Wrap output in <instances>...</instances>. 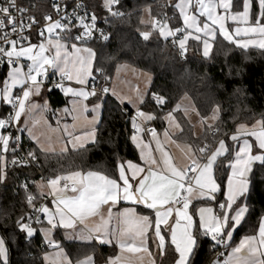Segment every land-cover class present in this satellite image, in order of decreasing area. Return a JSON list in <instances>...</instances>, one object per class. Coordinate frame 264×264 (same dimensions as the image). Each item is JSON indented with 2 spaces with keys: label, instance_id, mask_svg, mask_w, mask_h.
Listing matches in <instances>:
<instances>
[{
  "label": "crops",
  "instance_id": "1",
  "mask_svg": "<svg viewBox=\"0 0 264 264\" xmlns=\"http://www.w3.org/2000/svg\"><path fill=\"white\" fill-rule=\"evenodd\" d=\"M168 1L174 4L183 32L182 37L177 40L178 49L185 51L189 41L193 40L200 43L201 55L208 57L216 37L219 36L244 50L250 48L264 50V20L261 19L262 13L252 10L250 0L242 10L239 6H233V0ZM169 28L173 36L175 30L170 25ZM63 39H48L41 44L33 42L35 43L33 52L24 57L19 56L26 61L31 73H27L21 64H16L7 68L9 79L6 80L5 86L3 83L0 84V105L3 99L5 103L10 104L11 116L22 136L33 144V148L45 153L81 148L80 145L91 139L93 133L96 138L102 112V108L101 111L96 109L95 113L90 110L88 111L90 115L81 120L76 118L75 121L66 117L73 126L61 125L53 116L56 111H62L66 106L69 112L75 107H81L87 112L92 98L89 88L92 77L88 81L77 83L72 58L75 47L70 46L71 41ZM26 45L14 51L22 50ZM68 53L70 60L65 62L64 56ZM47 58L52 59L54 74L67 76L65 82L57 87L66 97V104L55 110H51L49 101L47 108V101L42 100L43 94L47 97L48 89L43 84L41 88V83L38 82L40 67ZM80 62L83 63L84 72L89 76L93 72V59L88 56ZM123 63H118L115 71ZM127 65L121 71L119 79L115 75L110 77L107 93L119 104L132 108L136 114L130 119L131 129L133 126L136 128L135 132L132 131L130 139L137 150L138 161L128 159L121 161L125 162L123 167H119V162L114 177L100 171L76 170L49 178L47 183L42 178L36 183L42 198L52 195L45 204L49 208L55 205L58 212L56 225H59L49 226L46 220H51V215L46 218L43 216L38 233L44 243L54 241V244L41 253L42 264H86V258L93 257L95 264H106L110 258L116 257H119L116 264H159L162 254L158 248L165 243L158 227L161 223L171 226L174 250L180 252L182 259H186L195 244L193 235L195 224L199 222L200 229L204 232L218 234L228 218L234 198L241 189H247L251 169L261 163L252 156V153L254 145L264 148L263 119L259 126L244 128L230 134L229 139L233 142L234 152L228 163L232 166L228 167L221 200L223 202L226 198L227 204L223 206V217L218 211L214 212L217 209V199L213 201L208 190L212 189L214 192L218 190L217 182L213 178L214 163L221 155H208L206 160L197 165L195 160L199 149L176 136L181 130L179 123L170 133L165 120L163 129H156L151 123L153 115L141 109L151 83L150 73ZM70 79L76 82L69 81ZM37 101L44 103L42 105L44 117L39 121L35 118L38 111L35 108ZM31 107L35 109L33 116ZM67 111L64 110V113L67 114ZM36 124L39 130H36ZM166 153L171 155L170 158ZM3 162L4 157L0 156V163ZM190 163L196 164L197 173L193 186L187 193L188 204L177 207L173 200L178 194L179 184L185 177L186 167ZM1 174L0 171V176ZM63 180L73 183L74 187L65 188L61 184ZM121 180L122 187L118 183ZM118 200L121 202L117 204ZM139 207L146 209L147 212L139 211ZM261 221H264V214L259 224ZM259 224L255 233L243 235L225 250L221 264L226 260L238 264L237 258L240 262L244 258L251 261V264H263L264 240L259 238ZM232 227L235 228V224ZM231 236L233 237L229 231V237ZM231 239H225L221 245L225 247ZM100 240L111 243H104L101 246ZM149 241H158L157 247L151 245ZM68 243L77 245L68 250ZM55 244H59V247ZM5 261L7 250L0 233V262Z\"/></svg>",
  "mask_w": 264,
  "mask_h": 264
},
{
  "label": "trees",
  "instance_id": "2",
  "mask_svg": "<svg viewBox=\"0 0 264 264\" xmlns=\"http://www.w3.org/2000/svg\"><path fill=\"white\" fill-rule=\"evenodd\" d=\"M43 9L48 0H30ZM162 0H118L114 13H108L100 0H93L91 6L104 27L106 40L87 43L94 50L93 75L99 71L110 79L116 64L124 62L151 74V83L141 109L150 112L152 125L161 130L164 115L173 110L185 95L192 100L199 116L205 118L213 107L218 108V118L211 126H206L200 136H195L193 127L180 110L174 115L181 130L176 135L195 149L203 148V155L211 150L217 141L224 139L227 151L214 163V177L221 191L217 202H221L228 163L233 155V142L229 136L239 123H252L264 120V50L257 48L241 49L221 37H216L212 52L208 57L201 55L200 43L190 40L185 51L170 43L171 37L163 39L157 28L141 21L142 10L150 7L154 18H159ZM120 11V14H118ZM180 25L177 17L171 26ZM70 42L69 38H64ZM7 67L0 68V81H3ZM91 78L90 82L94 79ZM101 79L102 76H99ZM110 81V80H109ZM1 84V83H0ZM47 97L51 110L66 104V97L59 88L47 84ZM100 99L102 112L96 132V143L86 147L59 153H45L33 148L24 138V146L39 157L37 163L26 167H5L0 176V233L7 250V261L2 264H42L41 253L44 242L38 231L25 243V234L17 230L22 216H28L35 204L42 200L36 183L42 178H54L73 171H100L116 176L117 164L124 160L138 161L137 150L132 143L130 112L127 105L119 104L108 93L96 94L90 101ZM121 106L129 110L121 113ZM10 105L2 103L0 114L7 118ZM12 156L8 154L7 159ZM250 194L246 198L249 208L241 225L235 229L233 237L224 249L236 243L243 235L256 232L264 214V163L254 166ZM27 187L22 186V181ZM32 198V201H29ZM139 211L147 212L139 207ZM43 223V221H42ZM40 223L38 228L42 225ZM22 227V225H21ZM204 231L193 227L195 243L201 237L197 253L192 257L194 264H210L217 247L216 242L203 237ZM77 243H68L71 250ZM176 253L173 246L166 245L159 264H173ZM264 264V255H263Z\"/></svg>",
  "mask_w": 264,
  "mask_h": 264
},
{
  "label": "built area",
  "instance_id": "3",
  "mask_svg": "<svg viewBox=\"0 0 264 264\" xmlns=\"http://www.w3.org/2000/svg\"><path fill=\"white\" fill-rule=\"evenodd\" d=\"M93 0H48L47 8L43 9L42 6L30 0H0V58L7 59L9 61V67L16 64H21L25 67L27 73H31L30 67L25 60L22 58H15L11 53L17 48L30 42H39L45 38H69L71 42L87 44L92 41L106 40L107 33L103 26L99 24L98 16L93 10L91 3ZM113 9L118 3V0H112ZM161 13L155 27H160L163 24H168L171 26L172 21L177 17L175 12L173 2L168 0L161 1ZM120 14V11H118ZM11 25V28H8ZM175 30L174 35L170 39V43L177 47V40L182 37L183 32L181 26L172 27ZM14 34V36H13ZM23 37V39H21ZM8 68V67H7ZM99 76H102L100 79ZM67 79L65 74L56 75L52 71V59L47 58L46 61L41 65L38 73V82L47 86L51 84L54 87H58L60 84L64 83ZM109 77L107 75H102L101 71L94 76V79L89 83V88L96 94L102 96L107 94V87L109 84ZM121 113L128 114L129 110L121 106ZM136 116L135 112H130V118ZM7 124H11L13 128L9 132L4 133L0 139H3L5 146H7V141L9 137L16 134V140L21 139L22 133L16 123L13 121L11 115L0 121V127H4ZM23 140L24 137L22 136ZM33 152L28 150L24 146L16 153L17 156L21 158V163H27L29 156ZM27 154V155H26ZM3 156V155H0ZM4 157V156H3ZM7 158L4 157L3 164L0 163V171L5 167H11L6 165L5 161ZM12 156L7 159L11 160ZM197 173V167L195 163H190L186 167V174L183 180H181L178 187V194L173 200L177 207H184L188 204L187 193L193 186V180ZM42 180L47 183L49 178L42 177ZM26 181H22V186ZM61 184L65 188H73L74 184L63 180ZM183 189V192L181 191ZM52 195H48L37 203L36 205H43L46 200L51 198ZM32 201V198H29ZM35 217L37 214L33 211L29 214ZM28 215V216H29ZM40 215V220L43 221V214ZM217 217L219 214L217 213ZM40 223H33L35 229H38ZM102 246L103 244L99 242ZM217 247L211 258L210 264H221L223 255L225 252L224 246L221 243H216ZM52 245L44 243L42 248H50Z\"/></svg>",
  "mask_w": 264,
  "mask_h": 264
},
{
  "label": "snow or ice",
  "instance_id": "4",
  "mask_svg": "<svg viewBox=\"0 0 264 264\" xmlns=\"http://www.w3.org/2000/svg\"><path fill=\"white\" fill-rule=\"evenodd\" d=\"M249 0H233V6H239V8L242 10L246 4H248ZM250 5L251 8L254 12H260L262 13L261 15V19L264 20V0H250ZM11 25H8V28H11ZM4 33H0V35H3ZM14 36V34H13ZM21 39H23V37H21ZM0 43H3V41H0ZM3 67H8L9 68V61L7 59L4 58H0V68ZM5 79L3 81H0V83H3V85L5 86V82L6 80L9 79V73L6 72L3 74ZM3 91H4V87H3ZM3 103L10 105L9 103H5L4 99H3ZM91 110V109H89ZM12 113H9L7 115H11ZM6 115L4 114H0V119H4ZM129 123L131 124L132 121H129ZM10 129H17V128H13L11 124H7L4 127H0V137H2L4 135V133H7L10 131ZM18 130V129H17ZM132 131L135 132L136 128L133 126ZM12 135L9 137L8 141H7V146H5V142L3 139H0V155H3L5 158H7L8 154L11 153L12 154V159L11 160H7L5 161L6 165H10L11 167H26V166H30L33 163H37L39 160V157H36V154L33 152L31 154V156H29V160L27 163H21V158L19 156L16 155L17 152H19V150L23 147L24 144V140L21 136V139L19 141L16 140V134H13V132L11 131ZM96 138H95V133H93L92 138L87 140L84 144H81L80 147H86V145L88 144H94L96 143ZM260 153V154H257ZM27 155V154H26ZM252 156L255 157L256 160L264 163V148L260 147L259 145H254V151L252 153ZM125 162H120L119 167H123ZM228 167H231L232 165L229 164L227 165ZM246 170H247V165L245 166ZM255 172V168L253 167L251 169L250 175H249V184L246 190L241 189L239 191V194L234 198L232 206L229 210L228 213V218L227 220L223 223L222 228L219 230V233L217 234L216 232H213L211 234L205 232L203 233V237L204 238H210L213 242L216 243H224L225 239L230 240L231 237H229V231H231L232 235L233 232L236 228H238L241 223L243 222V220L245 219L247 213L250 211L246 202V198L247 196L250 194L251 191V184H252V179L251 176L252 174ZM215 178V177H213ZM119 185L122 187L123 186V181H119L118 182ZM24 186H27V182L24 183ZM183 192V189L181 190ZM209 193L211 194V199L213 201H216L217 199V193H219L221 191V185L219 187V189L217 191H213L212 189L208 190ZM121 200L117 201V204L120 203ZM53 203V202H52ZM227 204V199L225 198V200L223 202H217V209L214 210L218 211L220 216L223 217V206ZM54 205V204H53ZM143 207V205H141ZM47 209V210H45ZM32 211L34 213H36L37 215L35 217L29 215V216H22L19 223H18V227L17 230L21 231L25 234V243L28 242V240L31 238L32 235H34L35 232L39 231V229H35L34 232L32 231L30 225H32L33 223H42V221L40 220V215L39 214H43V216L46 218L49 215H51L52 219L51 220H46L47 224L49 226H53L56 225V218L58 216V212L55 210V205L53 208H49L47 206V204H43V205H36L35 201L33 202V208ZM233 224H235V228H233ZM21 225L23 227H21ZM57 227L59 225H56ZM159 231H160V235L164 238V245L162 247H159L158 249L160 250L161 254H164L166 251V245H170V246H174V244L172 243V236L170 234V225L169 224H163L161 223L159 226ZM196 231L199 232L200 231V226H199V222H197L196 225ZM259 238L261 240H264V221H261L259 224ZM100 243L104 244V243H111V241H104V240H100ZM149 243H151V245H155L157 247L158 241H149ZM201 243V237H197V242L192 246L191 250L188 252L187 258L186 259H182L181 258V254L178 251H175V253L177 254L175 260H174V264H194V261L192 259V257H194L197 253V250L200 246ZM48 244L52 245L54 244V241H48ZM56 247H59V244H55ZM175 249V246H174ZM150 251V248H149ZM119 257L116 258H110L109 261L106 262V264H116V262L118 261ZM238 259V264H251V261L244 259L242 260V262H240L239 258ZM0 264H2V262H0ZM86 264H95L94 262V257L93 258H86ZM224 264H232L231 260H226L224 261Z\"/></svg>",
  "mask_w": 264,
  "mask_h": 264
},
{
  "label": "rangeland",
  "instance_id": "5",
  "mask_svg": "<svg viewBox=\"0 0 264 264\" xmlns=\"http://www.w3.org/2000/svg\"><path fill=\"white\" fill-rule=\"evenodd\" d=\"M100 3H101V5L104 7V9L108 13L111 14V13L115 12V10L113 9L112 0H100ZM141 21L145 25H152L154 27L155 23L157 22V19L152 16V14L150 12V7L146 6V7L143 8L142 15H141ZM157 31L159 33V36L161 38H163V39H166L169 36H172V33L170 31V28H169L168 24L161 25L159 28H157ZM55 38L56 39H62L60 37H55ZM48 39H53V38H45V39L39 41L36 44H41L45 40H48ZM70 46H74L75 47L74 50H73V53H72V58H73V62H74V73L77 75V77H76V80L78 81L77 83H80V81H88L91 77L94 76L93 72H91V74H89V76H88V74H86L84 72L83 63L81 64L80 60L84 61V59H86L89 56L94 61L93 48L90 47V46H87L86 44L76 43V42H71ZM34 47H35V43H33V42L27 43V45L25 47H23L22 50L13 51L11 53V55L13 57H15V58H17L19 56L20 57H24L29 52L32 53L33 50H34ZM64 60H65V62H68L70 60L69 53L64 56ZM117 65L118 64H116V66ZM116 66L114 67L112 75H115L116 78L119 79L121 71L125 68V66H128V65L123 63V65L118 67L117 70L115 71ZM149 76H151V75L149 74ZM69 81L76 82L75 80H71V79ZM42 86L43 85L40 84L41 88H42ZM31 87L38 88L39 86L38 87L31 86ZM95 95H96V93L91 91V96L93 97ZM42 100H46L47 101V108H48L49 107L48 97H46L45 94L42 95ZM40 101L39 102L37 101V105L35 106V108H37V110H38V111L36 110L37 113H36L35 118L38 119V121L42 117H44L43 106H42V105H44V103H41ZM101 108H102V104H101V100L100 99L91 101V103L89 104V109H91L92 112L94 111V113L96 112V109L101 111ZM89 109L87 110V112H85L84 109H82L81 107L80 108L79 107H75L72 112H69V111H67V106H66V107H64V109H62V111L61 110L56 111V114L53 115V116L56 117L55 118L56 121L58 123H60L61 125L62 124H70L71 121H69L66 117L70 118V120H73V121H75L76 118H78L80 120L84 119L86 117V115H88V114L90 115V113H88V111H90ZM34 110H35L34 107H31V115L32 116H33ZM64 110H66L68 113L65 114ZM175 110H180L182 112V114L187 118V120L189 121V123L193 127V131H194L195 136H200L202 134V132H203L204 127L213 125L214 122L216 121V119L218 118V108L217 107H213L208 116H206L205 118H201L199 116V114H198V112H197L192 100L190 99V97L185 95V96H183L180 99L179 103H177V105H175L173 110L168 111L164 115V120H165L166 127H167V130H168L169 133L171 132V130L173 128L178 126V122H177V120L175 118V115H174ZM262 121H263L262 119H257V120H255L254 122H252L250 124H248V123H239V124H237L234 133L236 131H241L244 128L259 126L262 123ZM71 124L69 126H73V124L72 125ZM36 126H37L36 130H39L38 124H36ZM226 151H227V144H226L224 139H220L219 141H217L215 146L211 150H209L208 153L205 154V155H203L204 154L203 153V149L200 148L197 151V158L195 160V163L197 165H199L202 160L204 161V160H206L208 158V155H213V154H214V156L224 155L226 153ZM233 152H234V150H233ZM167 154H168V158H170L171 155L169 153H166V155ZM30 227H31L32 231L34 232L35 228L33 226H30ZM44 253H47V251L46 252L44 251Z\"/></svg>",
  "mask_w": 264,
  "mask_h": 264
}]
</instances>
